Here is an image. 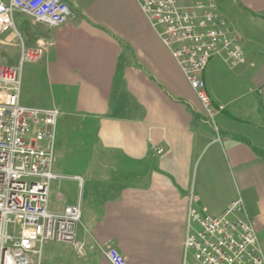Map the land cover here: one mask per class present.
I'll list each match as a JSON object with an SVG mask.
<instances>
[{"label":"crops","instance_id":"1","mask_svg":"<svg viewBox=\"0 0 264 264\" xmlns=\"http://www.w3.org/2000/svg\"><path fill=\"white\" fill-rule=\"evenodd\" d=\"M62 1L65 24L25 15L18 30L26 48L43 50L24 80L37 85L39 105L60 113L55 155L79 164L70 176L53 170L80 190L65 205L81 209L82 252L71 256L111 264L104 251L115 249L125 264H183L189 207L217 216L238 197L264 255V0H230L263 26L240 34L228 22L245 61L219 53L206 65L202 79L221 107L213 119L134 0Z\"/></svg>","mask_w":264,"mask_h":264},{"label":"built area","instance_id":"2","mask_svg":"<svg viewBox=\"0 0 264 264\" xmlns=\"http://www.w3.org/2000/svg\"><path fill=\"white\" fill-rule=\"evenodd\" d=\"M134 1L213 119L221 107L213 106L202 79L206 65L219 53L234 66L245 61L216 0ZM16 12L51 27L65 24L72 14L62 0H0V36L10 37L0 39V49L9 43L20 49L18 67L0 64V264H39L48 241L72 243L82 252L74 242L81 209L79 204L68 205L56 213L48 207L51 181L61 179L52 171L60 113L20 103L21 67L37 61L43 50L25 47L14 22ZM237 213L245 215L240 197L217 216L205 207H189L183 264H264L252 222ZM104 256L111 264H125L115 249L104 251Z\"/></svg>","mask_w":264,"mask_h":264},{"label":"rangeland","instance_id":"3","mask_svg":"<svg viewBox=\"0 0 264 264\" xmlns=\"http://www.w3.org/2000/svg\"><path fill=\"white\" fill-rule=\"evenodd\" d=\"M216 6L218 8V12L222 14L223 19L226 21V23L229 25L228 22H230V24L234 26V30H236L240 34L241 32H247L248 29H253L256 26H263V21L261 20H248L247 17L243 14V10L238 9V7L230 0H216ZM14 21L17 29H21V25H27L28 18L23 14L15 13ZM233 35L236 36V34ZM19 59L20 49L8 45L1 47L0 64L18 67ZM29 67H32V63L30 62L24 63L21 67L22 81L20 85V102L21 104H25V102H23V97L24 93H27L29 95V100L25 105H28L29 107L44 108L43 106L39 105L40 100L37 98L39 89L37 85H30L24 80L26 70ZM67 119L68 118L64 117V120ZM71 132L74 133L75 137H82L85 131L76 127L72 129ZM57 147L58 145L55 141L56 151L58 150ZM59 151V155H55L52 171H57L64 176H70L76 173L79 169V164L75 162V156L66 154L64 155V153L61 152L62 149H59ZM66 185L68 186L67 188H70L69 190L65 188ZM79 194L80 190L74 182L62 181L60 179L51 181L48 206L49 210L56 213L61 212L66 204L74 203L75 200L79 198ZM75 229H78V227H75ZM74 250L77 251L75 245L72 243L70 244L48 241L43 245L39 264H79V262L71 256V253ZM187 258V261H190L191 256L189 253L187 255ZM34 260H36V258H34Z\"/></svg>","mask_w":264,"mask_h":264}]
</instances>
